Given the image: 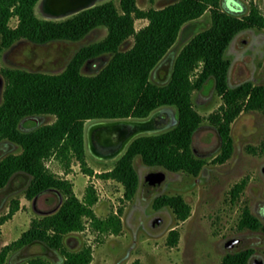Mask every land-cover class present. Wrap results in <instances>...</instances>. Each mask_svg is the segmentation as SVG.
<instances>
[{
    "label": "trees",
    "instance_id": "1",
    "mask_svg": "<svg viewBox=\"0 0 264 264\" xmlns=\"http://www.w3.org/2000/svg\"><path fill=\"white\" fill-rule=\"evenodd\" d=\"M39 1L0 0L2 48L23 38L36 43L76 41L100 26L107 28V34L101 40L81 46L59 73L0 67L6 77L0 103V142L7 140L22 147L20 153H8L0 160V189L16 173L25 172L31 177L26 189L28 198L50 189L65 196L55 212L35 218L21 237L0 250V264L6 263L12 250L35 243L61 251L64 258L54 262L43 254H36L24 264H90L91 248L69 250L64 245L65 236L83 230L85 218L100 231L119 233L122 219L117 213L98 217L94 205L99 197L94 186L87 187L84 197L78 196L72 181L55 175L45 160L55 156L68 169L76 159L87 172L93 173L86 160L87 120H142L160 108L175 107L177 117L173 126L136 135L115 164L100 176L121 182L125 196L131 199L140 185L135 167L138 156L149 166L198 175L206 160L195 154L193 139L204 116L194 105L193 92L213 78L217 93L223 99L219 110L209 116L222 140V150L213 161H227L234 151L231 123L242 111L264 109L263 84L251 79L230 83L232 62L227 50L240 31L264 29V13L252 5L248 13L240 15L224 9L221 0H175L163 7L148 9L141 8L137 0H120V8L114 0H104L68 17L47 19L36 12ZM208 9L211 25L196 33L181 49L170 79L162 84L152 81V70L176 42L183 25ZM13 18L17 20L14 26L11 25ZM138 18L148 19V23L137 29ZM130 37L134 38L133 45L121 49ZM105 53L112 56L97 73L82 72L88 59ZM44 115H54L55 120L38 123L37 119ZM245 186V179L235 183L231 198L237 199ZM154 206L172 207L180 220H185L191 212L190 204L181 194L160 195ZM18 208L19 201L15 200L3 219L12 216ZM239 226L264 228L247 205L242 209ZM178 239L179 230L173 228L168 243L176 245ZM249 252L229 253L221 264H248ZM132 264L142 263L136 258Z\"/></svg>",
    "mask_w": 264,
    "mask_h": 264
},
{
    "label": "rangeland",
    "instance_id": "2",
    "mask_svg": "<svg viewBox=\"0 0 264 264\" xmlns=\"http://www.w3.org/2000/svg\"><path fill=\"white\" fill-rule=\"evenodd\" d=\"M120 8V0H114ZM175 0H137L141 8H160ZM102 2V1H101ZM222 7L228 11L243 15L252 5H257L264 13V0H221ZM36 12L46 17L38 3ZM47 18V17H46ZM13 18L11 25H16ZM148 23V19L138 18L137 29ZM212 23L211 10L202 16L186 22L180 34L158 65L151 72V80L166 83L171 76L174 61L185 44L199 31ZM107 34L104 26L93 29L80 40H53L36 43L29 39H20L8 48L1 47L0 67H19L50 73L63 71L81 46L101 40ZM134 38L130 37L121 49L130 48ZM231 59L229 81L237 84L247 79L264 85V29L248 28L234 37L227 50ZM105 53L88 59L82 72L97 73L111 58ZM201 67L197 69L199 71ZM196 74L193 75V78ZM6 77L0 70V103ZM196 109L204 116L193 139V149L197 156L206 160L198 175L185 171H170L161 166H149L140 156L135 159V167L140 176V185L133 198L125 196L124 185L112 178H103L100 173L111 168L124 153L129 142L138 134L159 132L176 122V108L163 107L142 120L148 122L153 115L161 114L169 123L163 127H149L133 136L118 153L101 155L91 146L89 133L91 127L111 122L107 119H89L85 123V144L87 166L94 170L87 172L81 163L73 159L66 169L55 156L45 160L47 167L57 176L72 181L78 196L84 197L89 185H93L98 194L94 205L95 213L105 218L117 213L122 219L119 233L96 229L89 218H85L86 227L81 231L70 232L65 236L64 245L69 250L90 247V264H132L139 258L142 264H221L225 255L239 251H250L248 264L255 258L264 261V228H241L239 220L245 205L258 215L264 224V109L242 111L231 123L234 139V151L224 163L213 158L222 150V140L217 127L209 116L219 110L223 104L217 93L213 78L202 89L193 92ZM54 115L38 118V123H49ZM30 124V123H29ZM22 147L4 140L0 142V160L8 153H20ZM156 172L163 177L160 186L149 190L144 182L146 175ZM31 177L25 172L16 173L6 186L0 189V250L21 235L31 226L35 218L55 212L65 196L57 190H47L34 198H28L26 189ZM245 179L246 186L239 197L231 198V189L235 183ZM181 194L191 206L190 215L180 220L170 206L156 208L158 196ZM15 200L19 201L16 212L5 219ZM173 228L179 230L176 245L168 243V235ZM231 238H239L237 246L226 247ZM43 254L54 262L64 255L59 250L48 248L41 243L31 244L11 251L5 264H24L30 257Z\"/></svg>",
    "mask_w": 264,
    "mask_h": 264
},
{
    "label": "water",
    "instance_id": "3",
    "mask_svg": "<svg viewBox=\"0 0 264 264\" xmlns=\"http://www.w3.org/2000/svg\"><path fill=\"white\" fill-rule=\"evenodd\" d=\"M101 1L104 0H40L39 4L47 19H60L92 7ZM110 123L108 132H114L117 135L129 134L128 140L149 127V122L144 121L116 120ZM162 179L161 175L152 171L146 175L144 184L149 190H155L160 186ZM239 242V238H231L225 245L230 248L237 246ZM257 264H264V261L259 259Z\"/></svg>",
    "mask_w": 264,
    "mask_h": 264
},
{
    "label": "flooded vegetation",
    "instance_id": "4",
    "mask_svg": "<svg viewBox=\"0 0 264 264\" xmlns=\"http://www.w3.org/2000/svg\"><path fill=\"white\" fill-rule=\"evenodd\" d=\"M148 122L152 124L153 127H163L169 123L168 118L162 116L161 114L159 115L154 114L153 117H151ZM110 124H111L110 122L102 123L95 125L90 129L89 139L91 146L97 153L101 155H111L114 153H118L129 142L128 140L129 134L117 135L114 132L113 133L108 132L109 127L111 126ZM244 228H250V227H244ZM258 260L259 258H255L253 264H257Z\"/></svg>",
    "mask_w": 264,
    "mask_h": 264
}]
</instances>
